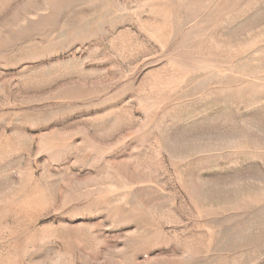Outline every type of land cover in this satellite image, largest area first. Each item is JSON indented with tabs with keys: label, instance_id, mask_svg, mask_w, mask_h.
I'll return each instance as SVG.
<instances>
[{
	"label": "rangeland",
	"instance_id": "1",
	"mask_svg": "<svg viewBox=\"0 0 264 264\" xmlns=\"http://www.w3.org/2000/svg\"><path fill=\"white\" fill-rule=\"evenodd\" d=\"M0 264H264V0H0Z\"/></svg>",
	"mask_w": 264,
	"mask_h": 264
}]
</instances>
